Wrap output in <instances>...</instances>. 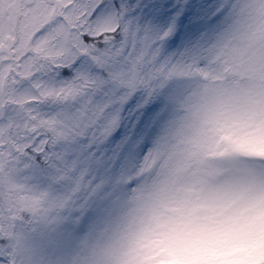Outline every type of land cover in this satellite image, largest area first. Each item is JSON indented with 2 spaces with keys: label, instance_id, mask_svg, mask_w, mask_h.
<instances>
[{
  "label": "snow or ice",
  "instance_id": "obj_1",
  "mask_svg": "<svg viewBox=\"0 0 264 264\" xmlns=\"http://www.w3.org/2000/svg\"><path fill=\"white\" fill-rule=\"evenodd\" d=\"M247 7L225 0L217 20ZM173 31H141L124 0H0V264H17L9 242L18 224L56 221L63 209L85 208L101 189L87 169L66 162L69 142L105 139L120 119L115 109L138 90L147 104L169 81L211 70L216 39L191 62L160 58ZM64 72L71 78L60 79ZM48 104L74 108L45 111ZM247 163L264 168V157ZM41 171L46 187L31 182ZM63 183L68 189L55 191Z\"/></svg>",
  "mask_w": 264,
  "mask_h": 264
},
{
  "label": "rangeland",
  "instance_id": "obj_2",
  "mask_svg": "<svg viewBox=\"0 0 264 264\" xmlns=\"http://www.w3.org/2000/svg\"><path fill=\"white\" fill-rule=\"evenodd\" d=\"M124 2L141 31L160 32L174 26L173 33L181 32V44L180 40H174L173 33L162 42L160 58L191 62L216 39L211 70L207 75L201 74L206 82L193 85L195 90L178 106L179 111H189L192 117L205 111L226 117L231 127L227 138L236 151L248 158L264 157V0H245L248 5L245 13L230 21L225 17L217 20L220 15L213 18L220 13L225 0ZM71 75L61 73L60 79H70ZM185 79L188 78L169 81L150 103L143 102L145 93L141 89L131 97L137 101L129 99L118 106L115 111L125 119L122 138L111 139L107 135L103 140H92L85 136L68 143L64 149L66 162H75L77 169H87L88 178L102 187L88 199L85 208L63 209L56 221L18 224L21 226L9 242L17 264H76L77 260H83L85 253L80 242L83 224L118 193L115 179L120 172L137 164L152 147L164 97ZM61 108L71 112L74 105L44 106L45 111ZM31 182L46 187L50 180L47 172L41 171ZM69 186L63 183L54 188L62 193ZM256 187L264 190V180L253 177L245 189L249 194L241 193L234 202L225 203L217 198L211 203L177 209L181 215L160 243L156 264H225L230 259L225 260L221 251L228 255L229 250L235 256L232 264H264V200L250 195ZM90 209L92 212L88 213ZM111 232L109 241L93 250L91 264H138L132 238L120 231L119 224H114ZM4 254L0 245V255Z\"/></svg>",
  "mask_w": 264,
  "mask_h": 264
},
{
  "label": "clouds",
  "instance_id": "obj_3",
  "mask_svg": "<svg viewBox=\"0 0 264 264\" xmlns=\"http://www.w3.org/2000/svg\"><path fill=\"white\" fill-rule=\"evenodd\" d=\"M186 77L167 99L152 147L137 164L120 172L115 179L118 193L83 224L82 264H91L93 250L109 241L114 224L132 238L138 264H156L160 243L181 215L177 209L217 198L231 203L241 193L249 194L245 189L253 177L264 180V168L249 167V158L227 138L231 127L226 117L206 111L192 117L189 111H179L195 90L193 85L206 82L201 74ZM250 195L264 200L259 187Z\"/></svg>",
  "mask_w": 264,
  "mask_h": 264
},
{
  "label": "trees",
  "instance_id": "obj_4",
  "mask_svg": "<svg viewBox=\"0 0 264 264\" xmlns=\"http://www.w3.org/2000/svg\"><path fill=\"white\" fill-rule=\"evenodd\" d=\"M131 1H132V0H131ZM137 1H139V0H137ZM139 21H140V17H139ZM210 40H211V38H210ZM179 43L181 44V43H182V40H180V41L178 42V44H179ZM109 201H110V200H109ZM230 251H231V250L228 251V253H227L228 255H223V254H222V251H221V255L225 258V260H226V259H230V261H228V262L225 263V264H232L233 261H234V257H235V256H234L233 253H231ZM216 255H218V252L216 253ZM214 256H215V255H214ZM214 256H213V257H214ZM212 259H213V258H212Z\"/></svg>",
  "mask_w": 264,
  "mask_h": 264
}]
</instances>
